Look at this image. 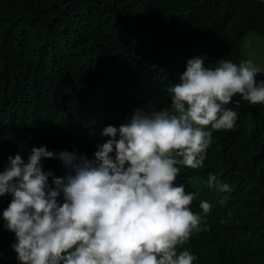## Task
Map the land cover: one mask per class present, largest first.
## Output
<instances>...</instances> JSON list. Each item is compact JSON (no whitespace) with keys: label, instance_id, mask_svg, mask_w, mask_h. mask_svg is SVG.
I'll return each mask as SVG.
<instances>
[{"label":"trees","instance_id":"obj_1","mask_svg":"<svg viewBox=\"0 0 264 264\" xmlns=\"http://www.w3.org/2000/svg\"><path fill=\"white\" fill-rule=\"evenodd\" d=\"M252 32L264 36V0H0V171L42 145L92 158L100 131L177 82L188 59L239 64ZM248 109L249 134L242 122L213 131L203 166H180L175 183L196 193L192 211L211 204L181 246L193 264H264V112ZM42 165L64 175L58 160ZM210 172L231 191L209 186ZM11 198L0 197V213ZM3 224L0 264H18Z\"/></svg>","mask_w":264,"mask_h":264},{"label":"clouds","instance_id":"obj_2","mask_svg":"<svg viewBox=\"0 0 264 264\" xmlns=\"http://www.w3.org/2000/svg\"><path fill=\"white\" fill-rule=\"evenodd\" d=\"M205 58L188 59L178 81L164 86L169 107L149 100L118 127L106 125L92 158L44 145L27 162L7 157L0 197L12 198L0 219L15 236L18 264H193L197 257L181 246L203 230L211 204L192 211L196 193L175 183L180 166H203L213 131L233 129L242 102L264 105V80L256 79L264 68L253 59L221 58L212 67ZM42 159L60 161L64 175L43 170ZM214 182L231 191L210 172Z\"/></svg>","mask_w":264,"mask_h":264},{"label":"rangeland","instance_id":"obj_3","mask_svg":"<svg viewBox=\"0 0 264 264\" xmlns=\"http://www.w3.org/2000/svg\"><path fill=\"white\" fill-rule=\"evenodd\" d=\"M242 57L243 60L246 59H253L254 62L264 68V36H261L257 33H250L248 37L244 40L242 47H241ZM257 80H264V74H258L256 77ZM163 97V90H160L157 94H155L150 100L157 103V106H160V101ZM239 96L237 95L234 97V100H238ZM149 101V100H148ZM147 101V102H148ZM147 102L142 106L144 107ZM248 102H242L240 109H239V117L234 128H238L239 123L242 122L246 132L249 134L253 129V121L251 113L248 109ZM255 107L260 111L264 112V105H255ZM132 111H130L128 115H130ZM112 117H118L119 112H115L111 115ZM126 116V117H127ZM125 117V118H126ZM125 118L122 120L124 122Z\"/></svg>","mask_w":264,"mask_h":264}]
</instances>
